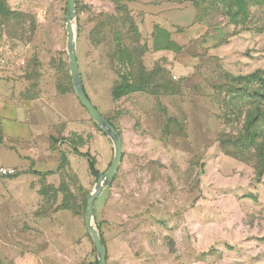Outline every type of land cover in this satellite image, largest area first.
<instances>
[{
  "label": "rangeland",
  "instance_id": "374dc122",
  "mask_svg": "<svg viewBox=\"0 0 264 264\" xmlns=\"http://www.w3.org/2000/svg\"><path fill=\"white\" fill-rule=\"evenodd\" d=\"M74 1L81 83L123 153L94 203L106 264H264V0H178L205 35H142L131 1ZM66 13L0 0V146L30 166L0 167V264H97L81 155L101 176L114 147L75 95Z\"/></svg>",
  "mask_w": 264,
  "mask_h": 264
},
{
  "label": "crops",
  "instance_id": "0c3cea01",
  "mask_svg": "<svg viewBox=\"0 0 264 264\" xmlns=\"http://www.w3.org/2000/svg\"><path fill=\"white\" fill-rule=\"evenodd\" d=\"M131 1L134 7V14L138 19L139 31L142 35H153L156 30H163L168 35H205L206 28L196 25V18L187 5H181L178 0H119ZM1 77V75H0ZM3 110L0 109V116ZM5 135L7 140H18L24 135L15 123L5 125ZM0 167L19 168L25 170L29 168L27 161L22 159L17 153L0 146ZM34 171L40 173L37 165ZM34 264V262L22 263Z\"/></svg>",
  "mask_w": 264,
  "mask_h": 264
},
{
  "label": "water",
  "instance_id": "95a60500",
  "mask_svg": "<svg viewBox=\"0 0 264 264\" xmlns=\"http://www.w3.org/2000/svg\"><path fill=\"white\" fill-rule=\"evenodd\" d=\"M75 18V1L67 0V13H66V34H67V57L68 68L70 71V79L75 92V95L86 110L92 121L101 129V131L113 142L114 157L110 163L107 171L97 179L96 191L88 198L86 203L85 212V229L91 236L97 256V264H106V247L98 233L93 226L94 218V203L96 198L103 191L105 186L110 185L115 178L119 166L122 162L123 153L121 147V139L118 132L114 127L105 119L98 110L92 105L88 99L82 83L77 65L76 45L74 41V32L72 27V20Z\"/></svg>",
  "mask_w": 264,
  "mask_h": 264
},
{
  "label": "trees",
  "instance_id": "16d2710c",
  "mask_svg": "<svg viewBox=\"0 0 264 264\" xmlns=\"http://www.w3.org/2000/svg\"><path fill=\"white\" fill-rule=\"evenodd\" d=\"M76 152V154H78L77 153V151H75ZM85 160H86V162H87V164H88V167H89V170H90V172H91V174H92V176L93 177H95V178H99L100 177V174L98 173V171H97V169H96V162H95V159H94V157H92L90 154H88V153H86V154H83V155H81ZM101 237V236H100ZM102 239V238H101ZM103 241V240H102Z\"/></svg>",
  "mask_w": 264,
  "mask_h": 264
},
{
  "label": "built area",
  "instance_id": "2783aa9c",
  "mask_svg": "<svg viewBox=\"0 0 264 264\" xmlns=\"http://www.w3.org/2000/svg\"><path fill=\"white\" fill-rule=\"evenodd\" d=\"M4 66H5V58H4L2 50L0 49V73L2 72ZM0 174L9 175V171L6 173V171L0 170Z\"/></svg>",
  "mask_w": 264,
  "mask_h": 264
}]
</instances>
